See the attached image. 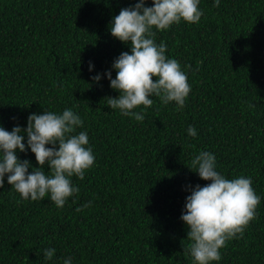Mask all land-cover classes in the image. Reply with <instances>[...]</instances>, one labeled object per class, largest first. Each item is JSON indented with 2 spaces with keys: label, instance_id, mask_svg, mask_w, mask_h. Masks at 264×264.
<instances>
[{
  "label": "trees",
  "instance_id": "trees-1",
  "mask_svg": "<svg viewBox=\"0 0 264 264\" xmlns=\"http://www.w3.org/2000/svg\"><path fill=\"white\" fill-rule=\"evenodd\" d=\"M139 2L0 0V127L26 129L33 113L71 109L95 157L83 180L71 178L79 192L63 208L50 195L23 200L5 175L0 264H193L181 215L189 186L210 183L188 168L201 151L225 178H250L260 197L243 235L211 264H264V0H200L198 23L158 31L191 91L182 109L149 97L150 108L132 110L143 121L107 106L119 93L105 75L115 79L113 62L131 51L111 35L113 18ZM17 156L29 173L38 167L30 149Z\"/></svg>",
  "mask_w": 264,
  "mask_h": 264
},
{
  "label": "clouds",
  "instance_id": "clouds-1",
  "mask_svg": "<svg viewBox=\"0 0 264 264\" xmlns=\"http://www.w3.org/2000/svg\"><path fill=\"white\" fill-rule=\"evenodd\" d=\"M151 2L150 7L145 6L146 0H140L134 7L122 8L110 25L111 35L130 44L131 51L122 52L113 62L115 79L111 71L105 73L110 87L119 93L116 98L106 97L107 106L137 121H143L144 115L132 110L140 106L150 108L153 100L149 97L153 95L165 105L175 102L178 109L184 107L191 91L188 77L176 59L166 57V44L163 41L157 44L155 37L158 31H165L181 20L198 23L203 15L200 0ZM215 6H219V0H215ZM92 79L99 82L101 76L98 74ZM82 125V119L71 109H66L62 114L33 113L27 118L26 129L15 126L9 132L0 127V188L7 175V183L23 200L37 201L50 195L57 208H63L66 200L79 192L71 178L83 180L95 160L92 149L87 147L88 134L84 131L76 133ZM187 131L190 136L197 135L192 126ZM25 134L27 144L24 143ZM27 149L35 155L38 165L31 173L28 171L32 167L30 161H21L17 156V150L24 153ZM46 164L47 172L44 170ZM188 168L195 169L193 172L198 173L200 179L210 183L197 184L194 188L189 186L191 194L186 197L181 215L189 229L187 240L190 243L184 251L185 255L190 254L193 264H211L221 259L220 249L227 241L238 234L243 235L255 218L260 197L255 194L250 178L227 179L218 173L216 158L211 152H199ZM81 210L77 208V211ZM55 251L46 250L44 257L51 260ZM64 264H71V258L65 259Z\"/></svg>",
  "mask_w": 264,
  "mask_h": 264
}]
</instances>
